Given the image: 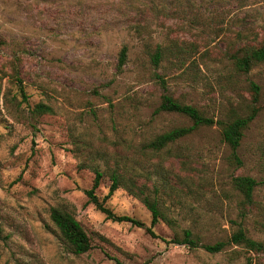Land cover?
Here are the masks:
<instances>
[{"label":"rangeland","instance_id":"1","mask_svg":"<svg viewBox=\"0 0 264 264\" xmlns=\"http://www.w3.org/2000/svg\"><path fill=\"white\" fill-rule=\"evenodd\" d=\"M261 44L264 0H0V264H264V250L231 242L243 229L264 245V62L243 73L234 59ZM164 94L215 121L256 108L242 165L217 124L149 148L192 126L157 113ZM40 104L52 111L38 113ZM97 169L102 199L113 173L132 184L107 200L114 213L151 226V212L129 192L135 186L176 225L159 222L153 237L108 220L86 195ZM240 176L258 182L251 203L234 187ZM53 208L76 217L91 251H70ZM187 230L200 244L227 245L210 253L165 241Z\"/></svg>","mask_w":264,"mask_h":264},{"label":"trees","instance_id":"2","mask_svg":"<svg viewBox=\"0 0 264 264\" xmlns=\"http://www.w3.org/2000/svg\"><path fill=\"white\" fill-rule=\"evenodd\" d=\"M243 52V55H238L234 58L236 68L239 72L248 73L255 64L264 62V44H261L257 48H251L250 45H247L245 46ZM162 56L163 50L160 46H158L155 54L152 55V59L156 65L159 64ZM127 59L128 48L124 47L119 58L120 68H122L126 64ZM252 86L253 90L258 93L259 87L256 84H253ZM20 89L23 96L27 98L22 86ZM36 110L38 113L52 111L51 108L42 104L38 105L36 107ZM160 112L176 113L186 116L192 121V126L176 128L158 136L148 145L149 148L155 151H161L171 144H174L179 140L190 136L193 132L201 127H211L217 124L221 126L223 141L231 148L232 160L238 166H241L242 159L239 155V148L244 139L245 131L256 118L258 110L254 108L252 113L248 116L238 117L230 122L215 121L214 119L203 114L198 108L183 104L170 94H164L162 96V102L157 109V113ZM102 178V173L97 169L93 186L91 187V189L86 191V195L88 197L89 203L93 204L98 211L105 214L108 220L117 223H131L136 227L145 228L147 232L153 237H157L153 228L159 222L163 221L171 227H174L176 225V220L166 214V212L161 208L160 202L157 199H152L146 194L144 190H134L135 186L129 187V192L133 194V196L140 198L146 208L151 212V226L149 227L145 223L129 216L117 215L106 205V202L121 187H128L132 184L122 175L115 172L112 175V183L110 185L109 193L104 197V199H102L96 193L101 185ZM233 184L234 187L243 195L245 202L251 203L258 182L252 177L240 176L233 180ZM51 220L58 229L62 240L65 242V244L73 254L84 255L93 249V244L89 235L71 212H68L61 208H53L51 211ZM165 241L168 244L188 245L191 248H203L210 253H219L223 251L227 245L226 242H219L214 245L200 244V242L194 238L193 233L189 230L184 231V235L182 237L176 236L170 241ZM231 242L236 245H243L246 248L257 252H261L264 250V245L261 242H257L248 237L243 229H239L232 236Z\"/></svg>","mask_w":264,"mask_h":264}]
</instances>
